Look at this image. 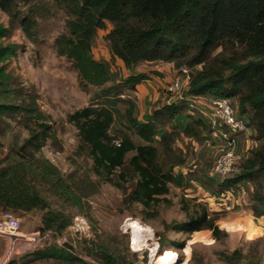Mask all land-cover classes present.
Instances as JSON below:
<instances>
[{
	"label": "trees",
	"instance_id": "obj_1",
	"mask_svg": "<svg viewBox=\"0 0 264 264\" xmlns=\"http://www.w3.org/2000/svg\"><path fill=\"white\" fill-rule=\"evenodd\" d=\"M66 16L63 32L53 41L56 55L65 57L77 74L81 87L97 92L90 104L67 117L92 161L97 180L64 176L40 152L54 139L50 119L40 111L37 96L17 83L5 62L20 46L12 41L19 31L30 42L37 39L38 20L49 15L44 0H0V137L10 122L19 123L27 138L15 150L0 155V214L22 216L40 212L41 233L59 234L71 223L69 215L51 206V199L82 210L84 200L101 182L113 183L112 175L133 177L129 199L144 207L168 194L175 181L169 165L184 163L174 147L178 139L200 141L214 130L207 118L187 100L157 103L139 120L136 104L125 90L148 79L131 73L114 80L111 64L118 59L128 71L141 63H172L177 70L189 69L183 97L225 98L234 101L254 146L237 160L231 176L203 181L215 195L247 190L249 211L264 218V0H54ZM110 28L104 38L109 60H97L92 50L99 30ZM233 105V104H232ZM187 121L179 126L177 117ZM134 138L139 141L135 143ZM118 143V145L115 144ZM257 143V144H256ZM260 144V145H259ZM123 173V174H122ZM92 184L88 190L85 181ZM186 221L166 228L192 234L207 230L215 241L225 233L216 225L217 213L202 206ZM165 243L164 238L160 244ZM182 248L183 244H176ZM32 260L50 264H129L102 243L85 248L86 259L71 245L50 244L34 250ZM226 264H238L236 252H218ZM240 259H243L241 257ZM246 264L253 263L247 260Z\"/></svg>",
	"mask_w": 264,
	"mask_h": 264
},
{
	"label": "rangeland",
	"instance_id": "obj_2",
	"mask_svg": "<svg viewBox=\"0 0 264 264\" xmlns=\"http://www.w3.org/2000/svg\"><path fill=\"white\" fill-rule=\"evenodd\" d=\"M44 1L49 15L38 20L37 39L30 42L19 31L15 32L12 41L20 48L15 57L5 62L6 71L26 90L36 94L40 111L50 119L54 139L45 142L40 154L64 176L88 177L90 182H94L97 176L92 171V161L67 117L87 107L98 90L91 86L81 87L70 62L56 55L53 41L63 32L66 16L56 7L54 0ZM6 20L7 17L0 12V21L6 23ZM109 28L107 24L106 30L97 32L92 50L97 60H108L104 36ZM112 66L116 80L117 67ZM167 69L164 62L141 63L135 67V72L146 74L159 86L161 100L149 106L150 112L157 103L161 105L170 97L166 92ZM159 80L164 81L163 87L158 84ZM125 93L134 102L137 101L132 90H125ZM232 104L235 106L234 101ZM141 113L137 107L139 120H143ZM9 124V132L0 137V155L8 149H17L27 138L25 129L19 123L13 121ZM223 132L225 138L208 134L200 141L178 139L174 147L183 152L185 161L181 165H169L175 181L168 185V194L158 197V201L148 207L129 199L134 180L130 174L120 178L121 171L127 172L124 168L112 175L113 183L101 182L97 191L84 200L82 210L51 199L53 208L60 209L71 218L70 225L59 234L39 231L40 212L14 215L19 221L18 234L24 239L10 244L0 238V264H50L32 260L31 255L34 250L50 244L71 245L77 255L87 260L85 248L95 243L104 244L129 264H156L166 255L173 257L172 263L168 264H226L218 257L220 251L236 252L238 264H246L247 260L264 264V218L251 215L246 188L215 195L203 184L204 180L212 179L209 170L215 158L229 149L228 138L234 140L239 156L254 145L250 131L235 133L224 129ZM134 141L139 144L136 138ZM85 183L87 191L92 190L93 185L88 180ZM199 205L211 214H218L216 225L225 233L220 241H215L207 230L187 234L166 228L172 222L186 221ZM132 222L150 234L145 246L132 243L128 226ZM163 238L165 243L160 244ZM179 243L183 244L181 249L176 247ZM151 249H154L152 255Z\"/></svg>",
	"mask_w": 264,
	"mask_h": 264
},
{
	"label": "built area",
	"instance_id": "obj_3",
	"mask_svg": "<svg viewBox=\"0 0 264 264\" xmlns=\"http://www.w3.org/2000/svg\"><path fill=\"white\" fill-rule=\"evenodd\" d=\"M190 71L187 68L180 67L176 70L174 76L169 80L166 86V92L170 95L168 98L172 101L187 100L192 108H198V111L203 117L207 118L212 128L218 134L225 138L224 129L235 133H246L249 128L243 117L236 114V110L231 101L225 98H207V97H183ZM197 102L205 106L204 109L198 107ZM118 145L117 142H115ZM229 149L220 153L214 160L212 166V175L224 179L238 171L237 160L239 155L236 152L235 142L232 138H228ZM19 221L10 212L0 214V238L5 239L10 244H13L23 236L18 234Z\"/></svg>",
	"mask_w": 264,
	"mask_h": 264
},
{
	"label": "crops",
	"instance_id": "obj_4",
	"mask_svg": "<svg viewBox=\"0 0 264 264\" xmlns=\"http://www.w3.org/2000/svg\"><path fill=\"white\" fill-rule=\"evenodd\" d=\"M108 60H109V57H108ZM108 60L106 59L105 61H108ZM112 64L117 67V71H118L117 79H116L117 81H120L121 79L125 78L126 76H128L131 73H138V72H135V68L131 71L126 70L124 68L123 64L121 63V61H119L118 59H116ZM112 64H111V71H112V67H113ZM165 64H166V69L168 68L167 73L169 76L167 77V82H169V80L174 76L176 69L173 67L172 63H165ZM157 82H158V84H160L162 86L164 81L162 82L159 80ZM158 90H159V86L157 85V83L154 82L153 80L150 81L149 79L143 81L142 83H140L137 86L132 88V91L134 92L135 96L137 97V101H135L136 106L138 108H140V110L142 112L141 113L142 119H145L149 115V112H150L149 106L153 102L161 100V98L159 97L160 93ZM169 101H171V100L169 99ZM165 102H168V99ZM200 103L201 104H199V102H197V105L199 106V108L204 109L205 106L202 104V102H200ZM186 121H187V119H185L181 116L177 117V119H176V122L178 123L179 126H182ZM217 134H218V132L215 130H213V132L211 133V135H214V136H216ZM251 134H252V131H250V135ZM251 142H252V144H254L253 141H251Z\"/></svg>",
	"mask_w": 264,
	"mask_h": 264
},
{
	"label": "bare ground",
	"instance_id": "obj_5",
	"mask_svg": "<svg viewBox=\"0 0 264 264\" xmlns=\"http://www.w3.org/2000/svg\"><path fill=\"white\" fill-rule=\"evenodd\" d=\"M129 228L131 229V233H132V243L136 246H145V242L149 239L148 237H150L149 233H145L141 227H139L137 224L135 223H129ZM154 249H151L150 251V255H152ZM153 257V256H152ZM173 261V257L172 256H164L162 259H160L159 261H157L156 264H168V263H172Z\"/></svg>",
	"mask_w": 264,
	"mask_h": 264
}]
</instances>
